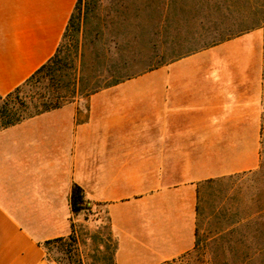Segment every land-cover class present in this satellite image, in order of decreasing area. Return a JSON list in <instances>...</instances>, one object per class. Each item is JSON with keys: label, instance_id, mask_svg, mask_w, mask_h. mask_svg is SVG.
<instances>
[{"label": "crops", "instance_id": "0c3cea01", "mask_svg": "<svg viewBox=\"0 0 264 264\" xmlns=\"http://www.w3.org/2000/svg\"><path fill=\"white\" fill-rule=\"evenodd\" d=\"M78 0H0V95L57 52ZM258 32L0 130V264L49 262L67 237L74 185L106 209L117 264H164L195 248L199 201L215 179L261 166Z\"/></svg>", "mask_w": 264, "mask_h": 264}, {"label": "rangeland", "instance_id": "374dc122", "mask_svg": "<svg viewBox=\"0 0 264 264\" xmlns=\"http://www.w3.org/2000/svg\"><path fill=\"white\" fill-rule=\"evenodd\" d=\"M157 7H161L166 24L157 36L149 34L148 28L142 42L135 43L138 26L150 23ZM229 20L236 27L257 25L248 33L258 32L262 39L261 166L215 179L203 188L195 248L164 264H264V0H84L64 41L62 89L70 95L77 78H88L102 69L97 60L100 55H111L115 60L124 55L128 74L137 77L199 50L211 36L204 30ZM90 209L82 213L84 220L76 226L84 264H112L115 239L106 209ZM64 260L77 264L76 257Z\"/></svg>", "mask_w": 264, "mask_h": 264}, {"label": "trees", "instance_id": "16d2710c", "mask_svg": "<svg viewBox=\"0 0 264 264\" xmlns=\"http://www.w3.org/2000/svg\"><path fill=\"white\" fill-rule=\"evenodd\" d=\"M83 1L84 0H78L55 55L35 74H33V76H31L25 83L17 87L13 92L7 95H0V130L15 126L27 119L58 109L66 104L75 102L80 97L90 96L98 91L117 85L124 80L135 78L129 75L128 71L126 70L127 61L124 59V55L119 56V59L115 60L113 57H111V55L104 54L98 56L97 58V60L102 62V69L98 71V73L94 74L93 76H89L88 78H77L74 90L70 95H67L63 92L62 80L65 69L64 65L62 64V55L65 50L64 41L69 30L74 26L77 14L81 11ZM157 10V15L151 19L150 23L144 24V22H142V24L138 26V35L133 37V40H136L135 43L140 41L142 42L145 34L149 33L148 28H151L149 34L152 36H157L159 34V30L164 24H166L164 20L165 16L163 14L161 15L160 12L161 7H157ZM199 11L200 9H198V12ZM198 12L196 10V13ZM167 22V25H172L173 23L172 21ZM236 26L237 25L234 24L233 21L229 20L223 24L215 23L214 28L212 30L210 29V31H208V28L205 29L204 32L208 33L207 36H211H208L210 38L209 41L200 46L199 50L213 47L240 37L254 30L257 25L246 28ZM115 48L118 49L117 43ZM107 52L109 53L108 50ZM154 69H150L148 71H152ZM83 89L87 90L86 93H84L85 91H83ZM70 203L72 211L75 215L81 214L84 211H91L90 206L85 200L84 190L78 185L73 186ZM114 241L115 251L112 258V264H117L115 258L117 250L116 239ZM43 247L45 248L46 258L49 262L56 264H67L64 259L67 258L69 261H71L76 257L77 264L85 263V259L80 253V241L74 224H72V231L69 236L48 240L43 243ZM53 252H55V256L51 255Z\"/></svg>", "mask_w": 264, "mask_h": 264}]
</instances>
